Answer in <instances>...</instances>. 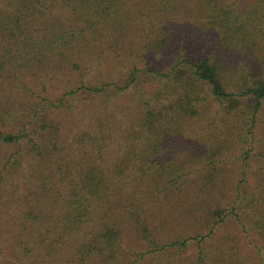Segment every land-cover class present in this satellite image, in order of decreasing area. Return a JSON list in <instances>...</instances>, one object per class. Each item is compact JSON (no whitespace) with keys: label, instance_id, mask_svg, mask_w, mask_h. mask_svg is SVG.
Segmentation results:
<instances>
[{"label":"trees","instance_id":"trees-1","mask_svg":"<svg viewBox=\"0 0 264 264\" xmlns=\"http://www.w3.org/2000/svg\"><path fill=\"white\" fill-rule=\"evenodd\" d=\"M0 264H264V0H0Z\"/></svg>","mask_w":264,"mask_h":264},{"label":"rangeland","instance_id":"rangeland-1","mask_svg":"<svg viewBox=\"0 0 264 264\" xmlns=\"http://www.w3.org/2000/svg\"><path fill=\"white\" fill-rule=\"evenodd\" d=\"M29 81L31 82L29 84L31 86H35V88L37 89V91H39L42 88L41 87V84H36L35 83V81H38V78H30ZM58 117H59V119H60V121L62 123H64V124L68 123V125L70 127H72L73 129H75V119H72L71 120L70 119V115L68 113H65V114H62L61 113V114L58 115ZM192 125H193V128L191 129L192 131H195V128L199 127V125H197V124H192ZM67 128L68 127L65 126L64 127V130H65V133L66 134H69L70 131L67 130ZM201 141H203V140L201 139ZM232 146H233L232 147V150H231L232 153L235 154V155H238L240 153V151H241V148H240L239 144L238 143L237 144L232 143ZM262 166H263V164H261L260 162H258V161H252V168L249 169V172L252 173L253 171H255L257 169V167L259 168V167H262ZM231 168H233L232 163L230 161H227V164H226V168L225 169L230 171ZM130 237H132V236H130Z\"/></svg>","mask_w":264,"mask_h":264}]
</instances>
